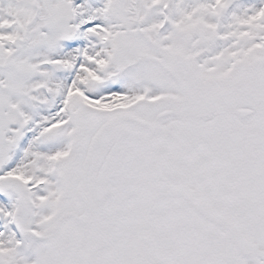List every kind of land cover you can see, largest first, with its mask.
Segmentation results:
<instances>
[{"label":"snow or ice","instance_id":"snow-or-ice-1","mask_svg":"<svg viewBox=\"0 0 264 264\" xmlns=\"http://www.w3.org/2000/svg\"><path fill=\"white\" fill-rule=\"evenodd\" d=\"M0 264H264V0H0Z\"/></svg>","mask_w":264,"mask_h":264}]
</instances>
